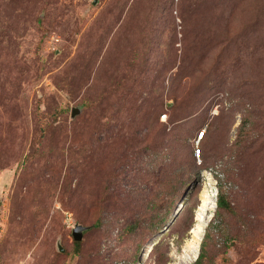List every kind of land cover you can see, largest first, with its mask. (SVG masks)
Masks as SVG:
<instances>
[{
    "label": "rangeland",
    "instance_id": "obj_1",
    "mask_svg": "<svg viewBox=\"0 0 264 264\" xmlns=\"http://www.w3.org/2000/svg\"><path fill=\"white\" fill-rule=\"evenodd\" d=\"M216 181L200 264H264V0H0V264H186Z\"/></svg>",
    "mask_w": 264,
    "mask_h": 264
},
{
    "label": "bare ground",
    "instance_id": "obj_2",
    "mask_svg": "<svg viewBox=\"0 0 264 264\" xmlns=\"http://www.w3.org/2000/svg\"><path fill=\"white\" fill-rule=\"evenodd\" d=\"M212 181V179H211ZM210 181V182H211ZM183 202V201H182ZM180 202L177 212L183 208V203ZM215 199L213 198V193L208 188H204L201 194V201L198 206L197 210V217H196V223L193 226L191 232L192 237L187 242V249H186V255H184V258L186 261V264H192L193 261L197 258L200 249H201V241L203 239L205 229L208 224V219L210 217V214L208 215L209 209L215 208ZM153 243H149L147 246V252H145V257L147 258V255L152 251Z\"/></svg>",
    "mask_w": 264,
    "mask_h": 264
},
{
    "label": "built area",
    "instance_id": "obj_3",
    "mask_svg": "<svg viewBox=\"0 0 264 264\" xmlns=\"http://www.w3.org/2000/svg\"><path fill=\"white\" fill-rule=\"evenodd\" d=\"M163 119H166V114H163ZM204 134H205V130H202L198 136H197V139H196V144H195V149H194V155L197 159L200 160L201 158V154H202V151H203V148L201 146V141L204 137ZM211 174V172H210ZM217 181L215 183H211L209 185V189L210 191L213 193V196H215L217 198V195H218V187H217ZM117 264H126L124 261H118Z\"/></svg>",
    "mask_w": 264,
    "mask_h": 264
},
{
    "label": "trees",
    "instance_id": "obj_4",
    "mask_svg": "<svg viewBox=\"0 0 264 264\" xmlns=\"http://www.w3.org/2000/svg\"><path fill=\"white\" fill-rule=\"evenodd\" d=\"M221 185V184H220ZM228 199H227V197H226V195H225V192H224V190L222 189V185L219 187V192H218V199H217V206L219 207V208H223V207H230V205H229V202L227 201ZM79 242H77V244H78ZM204 254H205V250H204V248H203V246H201V249H200V252H199V254H198V256H197V259H196V261H195V263L194 264H200L201 262H202V260H203V257H204ZM122 261V260H121ZM124 261V260H123ZM118 262V261H117ZM117 262H116V264H117Z\"/></svg>",
    "mask_w": 264,
    "mask_h": 264
},
{
    "label": "water",
    "instance_id": "obj_5",
    "mask_svg": "<svg viewBox=\"0 0 264 264\" xmlns=\"http://www.w3.org/2000/svg\"><path fill=\"white\" fill-rule=\"evenodd\" d=\"M88 226H85L83 224H76L74 227H73V236H74V239L75 240H81L82 237H83V231L85 229H87ZM60 249H63L62 247Z\"/></svg>",
    "mask_w": 264,
    "mask_h": 264
},
{
    "label": "clouds",
    "instance_id": "obj_6",
    "mask_svg": "<svg viewBox=\"0 0 264 264\" xmlns=\"http://www.w3.org/2000/svg\"><path fill=\"white\" fill-rule=\"evenodd\" d=\"M164 114H166V113H164ZM162 119H163V116H162ZM211 177H213L212 175H211ZM218 196V195H217ZM218 199V198H217ZM180 204V203H179Z\"/></svg>",
    "mask_w": 264,
    "mask_h": 264
}]
</instances>
